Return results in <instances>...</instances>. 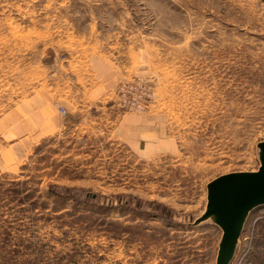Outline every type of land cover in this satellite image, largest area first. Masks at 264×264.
I'll return each mask as SVG.
<instances>
[{
    "label": "rangeland",
    "instance_id": "rangeland-1",
    "mask_svg": "<svg viewBox=\"0 0 264 264\" xmlns=\"http://www.w3.org/2000/svg\"><path fill=\"white\" fill-rule=\"evenodd\" d=\"M52 104L55 133L1 126ZM262 143L264 0H0V264H216L207 187ZM229 264H264V205Z\"/></svg>",
    "mask_w": 264,
    "mask_h": 264
},
{
    "label": "water",
    "instance_id": "water-1",
    "mask_svg": "<svg viewBox=\"0 0 264 264\" xmlns=\"http://www.w3.org/2000/svg\"><path fill=\"white\" fill-rule=\"evenodd\" d=\"M260 166L253 173L222 176L207 187L210 209L198 220L216 218L222 231L216 264H229L249 213L264 205V143Z\"/></svg>",
    "mask_w": 264,
    "mask_h": 264
},
{
    "label": "crops",
    "instance_id": "crops-1",
    "mask_svg": "<svg viewBox=\"0 0 264 264\" xmlns=\"http://www.w3.org/2000/svg\"><path fill=\"white\" fill-rule=\"evenodd\" d=\"M91 104L92 103L89 99H85L82 102L81 107L89 106ZM30 106H32V103ZM18 116L20 115L15 113L5 118V121L1 123L3 129L8 130L13 126L15 128H20V132L17 134L28 133L33 137H39L40 135H43V133L48 135L57 132L62 125V121L57 115V110L53 104L50 109H39L38 106L35 108L31 107V119L29 123H27V121H19ZM144 118H146V115L138 116L130 114L123 116L120 120L115 119V121H112L110 119L106 122L110 124V132L113 139L126 144L132 142L137 145L141 142L138 137L143 138L150 133L148 127H144L147 123Z\"/></svg>",
    "mask_w": 264,
    "mask_h": 264
},
{
    "label": "built area",
    "instance_id": "built-area-1",
    "mask_svg": "<svg viewBox=\"0 0 264 264\" xmlns=\"http://www.w3.org/2000/svg\"><path fill=\"white\" fill-rule=\"evenodd\" d=\"M128 105H129V107H131L133 110H136V111H142V109L144 108L143 105H141L140 103H136V102H131ZM58 112H59V115L61 117H65L66 116V111H65L64 108L59 107L58 108Z\"/></svg>",
    "mask_w": 264,
    "mask_h": 264
}]
</instances>
